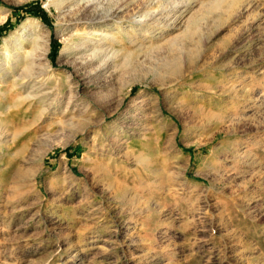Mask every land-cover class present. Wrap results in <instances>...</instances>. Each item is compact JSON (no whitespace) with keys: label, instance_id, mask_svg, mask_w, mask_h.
Returning a JSON list of instances; mask_svg holds the SVG:
<instances>
[{"label":"rangeland","instance_id":"rangeland-1","mask_svg":"<svg viewBox=\"0 0 264 264\" xmlns=\"http://www.w3.org/2000/svg\"><path fill=\"white\" fill-rule=\"evenodd\" d=\"M180 1L0 0L53 73L1 115L0 264H264V0ZM81 13L118 41L63 52Z\"/></svg>","mask_w":264,"mask_h":264},{"label":"bare ground","instance_id":"bare-ground-1","mask_svg":"<svg viewBox=\"0 0 264 264\" xmlns=\"http://www.w3.org/2000/svg\"><path fill=\"white\" fill-rule=\"evenodd\" d=\"M61 1H64V0H61ZM223 1H227V0H215V1L213 0L211 3H208V5H206V7L204 8V10L205 11L208 10V9H211L212 10L213 7L220 5L221 2H223ZM240 1H238V0H230L229 1L230 3H228L230 5V7H229L230 8V11H233L234 12L235 11V8H236V5H237V2H240ZM179 2H181V1L179 0ZM186 2L187 1H185V3ZM242 2H243V0H242ZM242 7L243 6H241V9H242ZM118 8H119V6H117L116 8H114V11H116V9H118ZM239 9H240V7H239ZM239 9H238V11L237 10L236 11L239 12ZM202 11L203 10H201V12ZM81 12H83V11H81ZM79 14H76L75 17L74 16L73 17L71 16L72 18L70 19V21H72L71 23H73V25L75 27V32H74L75 34H73L74 36H73L72 39L71 38L70 39H67V43H66V46L63 49V52H67V53L68 52H72L78 46H80V44H84L85 42H87L88 40H91V39H93L96 42H98L99 40H101L103 38H105V39L109 40V42H113V43L115 41H118V39L114 35V33L112 34V32H111V34H109V33L107 34V32H104L100 28L101 26H99V24H95L93 20L84 19L83 18V16H84L83 13H81V15H79ZM230 14L233 15L235 13H232L231 12ZM102 15H104V14H102ZM109 19L110 18H108L107 14H105L104 16H101V20H103V21H110ZM35 22H36L37 25L39 24V21L38 20H35ZM87 23H88V25L84 26ZM119 25L120 24H117L116 25V28H117L116 33H118L119 36L122 38L126 34H128V32H127V30L122 29ZM191 25H193V22H191ZM191 25H190V27H191ZM195 27H191V29L193 28L192 30L194 31L197 28V27L196 28ZM47 43H48L47 40L46 41L43 40L41 43L37 41L35 43V48L32 51H25V49L22 46V44L21 45L20 44H14V45H10V46H8L6 48L4 60H3V62L0 63V72H1L0 73V77H4L5 75H8V78H10V80L6 82L7 85H8L7 91H5V90L3 91L2 88H1L2 86L0 85L1 86L0 87V129H2V126L3 125H6V123H7V122H4V120H3V118H2L1 115L4 114V113H6L8 110H10L12 108H18V109L24 108L25 111L26 110L28 111V109H30L31 107L33 108L35 106V104H38V108L36 109L37 110V115H39L38 117L41 118V117H43V115L44 116L47 115V112L45 111L46 110V107H44V106L41 105L43 103V99H44L45 95L44 96H41L39 98L36 95V93H30V92L23 91L21 93L15 94V102L13 104L11 103V101H9V99H10L9 95L11 94L10 91L13 90L15 93L16 92H19L20 88L21 89L22 88L25 89L28 84H31L33 81L36 80V78L38 79L39 76L50 77L53 74L52 73V70H51V64L47 60V51H48ZM81 46H83V45H81ZM108 52H109V50H108ZM117 53H118V49H113V51H111V54L110 55H112L113 57H115V56H117ZM105 56H107V53H105L104 56H102L100 59L103 60L105 58ZM113 57H111V58H113ZM106 59H105V61H108ZM9 61L11 62V65H8ZM12 65H14V66L16 65V67L19 66V69H18V72L17 73H14L12 71V67H13ZM59 79H61V78H59ZM69 83H71V82H69ZM4 86H6V85H4ZM30 86H33V85H30ZM59 87L60 86H58L57 89ZM69 89H71L70 88V85H69ZM70 99H71V97L69 98L68 103L71 101ZM58 102H60V101L57 100L56 103H58ZM73 105H74V103H72V105L68 109L65 108L63 110V112H61V114H58L59 115V118H60V116H64L63 114L64 113L66 114L72 108L74 109ZM54 108H56V105H55ZM53 113H54V110H53V112H48V114H53ZM63 118L64 117H62V119L58 120V123H57V124H59L61 126L60 128L64 129L66 126H70L71 127L72 126L71 125L72 122H70V121L67 122L66 119L64 120ZM80 119L78 118L79 121H80ZM72 127H74V126H72ZM76 130L77 129H75V131ZM127 155H128V152L125 153V156H127ZM140 159H139V161H142V162L145 161L144 159H142V160H140Z\"/></svg>","mask_w":264,"mask_h":264}]
</instances>
